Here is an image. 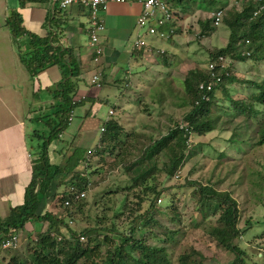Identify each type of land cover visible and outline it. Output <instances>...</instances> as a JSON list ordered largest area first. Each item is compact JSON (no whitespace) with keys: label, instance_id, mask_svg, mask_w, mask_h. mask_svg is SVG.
<instances>
[{"label":"trees","instance_id":"1","mask_svg":"<svg viewBox=\"0 0 264 264\" xmlns=\"http://www.w3.org/2000/svg\"><path fill=\"white\" fill-rule=\"evenodd\" d=\"M45 1L22 0V3ZM170 1L172 8H178L185 4L187 0ZM202 1L208 2L210 0ZM243 1L245 4L240 6L241 10L239 11L234 6L230 9H225L221 23L223 28H211L209 21L202 23L206 31L201 30L200 36L211 37L214 34H218L219 30V33L227 32L228 37L220 47H203V50L210 54V61L215 62L213 70L209 69L208 64L205 67L197 64L192 69L187 70L183 79H180L183 92V99L182 95L179 99L180 104H184L183 107L187 106V110L181 117L183 127H181L180 122L174 121L170 125L171 120L169 121V126L165 127V134L156 140L149 138L141 148H138L134 142L130 140L126 142L128 136H126L127 139L125 141L120 140L122 128L116 120L105 121L103 123L105 132L100 133V135H104L108 140H104L102 137L100 139V150L98 149V153L101 155L97 151H93L89 156L84 157L83 155V157L78 159V161L82 160L83 166L81 167V164L76 165L74 167L76 169L75 174H73L72 169L65 176L61 175L60 168L57 166L55 175L61 182L55 187L65 186L66 189L52 194L50 187H52L54 172L51 173L48 163L49 145L55 140L56 142L58 141V134L67 126V118L71 117L70 115L73 114L75 108L80 105L81 107L86 105L84 102L87 97L81 98L78 94L80 65L74 56L73 47L57 46L58 41L51 38V35L47 37V40H43L44 37L35 36L24 28L21 14L18 12L12 13L6 19L5 27L11 38L17 41V44L27 38V47L29 48L24 53L20 50V55H22L20 62L29 75L56 67V65L62 69L60 72L58 71L61 80L56 83L55 95L53 94L54 100H59L57 103H53V108H57V111L54 112L55 116H60L59 125L54 123V126H52L51 123L55 121L47 115L38 116V118L34 117L38 122L47 118L45 125H47L49 132L43 131L42 135L37 134L40 138L38 143L35 142L36 145H34L33 152H35L39 142L42 141L38 147L41 150L39 155L37 154L36 156L33 152L29 153L31 157V173L23 188L21 202L10 208L5 217H0V248L3 241L12 237H16L19 240V245L21 237L23 239L22 231L25 225L31 221L45 223L46 229L41 230L35 237L34 245L36 250L32 249V253L29 252L28 247V251L24 254L18 250L12 252L18 247L5 250L10 258L8 264H171L167 259L165 249L145 245L142 235L138 233L139 230L150 229L152 231V226H159L160 224L156 217L167 211L156 203L161 193L155 187L140 189L146 178L148 179L159 170L166 179H173L176 172L181 171L183 168L184 159L194 154L190 149L195 144L194 137H205L208 133L215 131L219 120H221V123L227 122V119L223 118L225 115L217 112L218 107H221L219 101L222 97H217L215 91L226 93L227 90H230V83L235 79V70L233 65H224L223 63L230 60L246 61V55L241 53L243 49L251 50L250 60L255 62L264 61V0L260 3V6L263 7L262 9L251 0ZM56 3L57 6L53 14L52 23L57 29L56 35L60 36L64 31L63 19L71 15L70 12H67V9L71 7H77L82 11V14L87 16L86 30L88 29L90 19L88 7L72 4L63 8L60 7L58 0H56ZM256 11L257 14H255ZM170 28L167 26V30ZM173 32L178 33V29H173ZM186 34L189 33L186 32ZM176 35H170L167 41L171 42ZM196 39H198L197 45H200V38L196 36ZM246 41H249V45L245 44ZM25 53L31 54L30 57L24 58L26 60L30 58L29 61L23 59ZM158 54L161 55L162 59L167 56L166 52ZM220 56L227 60H219L218 57ZM165 62H167L166 59ZM211 74H213L214 79ZM257 77L260 76L250 77L249 81H247L248 85L245 87L239 85L236 91L238 98L234 99H238V111L236 110V112L248 117L247 122H249V119L253 121V124H249L252 126L253 133L251 135L257 136L255 146L260 147L264 145V78L262 81L257 82L260 79ZM216 78L220 79L218 83H215ZM211 80L215 83L213 90L210 93L201 92L199 85ZM104 84L105 80L101 79L100 85L103 87ZM115 84H117V81ZM89 87H95V85H89ZM203 94L207 95V100L202 98ZM75 99L78 100L74 101ZM89 100L92 102L99 101L100 103L108 102V98L103 99L98 95L91 97ZM39 108L38 112L42 110V106H39ZM113 109L115 110V108ZM67 112L69 115L65 119ZM25 115V119H32L30 107L26 110ZM63 123L64 125L62 126ZM164 124L161 122L157 126H163ZM152 129L154 128L152 127ZM36 132L34 131V135ZM236 135L238 136L239 134L236 133ZM88 141L89 139L86 140V142ZM103 142L107 143V148H105ZM229 142V147L234 148V151L240 152L243 150L242 144L245 142L237 143L236 147H233V141ZM118 144L119 147L121 146L120 148L118 147V153H120L118 157L126 154L131 156L135 152V157L128 161V165L118 163L119 158H115ZM222 154L231 161H238L246 156L235 159L224 153ZM108 155H114L110 162L105 159ZM249 160L251 162L255 160L258 167L264 168L261 160H259V157L256 158L255 154L251 155ZM91 162H95L94 166L99 169L98 172H94L95 174L102 171L101 169L108 170L114 166L126 170L128 174V178L122 177L120 180L119 174L108 175V180L111 181V184L107 186L109 184V181H107L105 185L107 190L95 188L90 193L94 205H97L95 210L88 206L90 201H86L87 199L84 198L79 202H73L69 197L74 191L79 193L83 190H88L91 182L89 176L86 175V169ZM159 164L160 166H158ZM69 175L70 177L67 178ZM260 177L261 184H264V176L260 174ZM117 183H119L120 188L118 186L117 194L113 198L114 188ZM187 183L194 185L193 187L199 197H206L208 204L203 202L196 210L202 216L201 222L209 225L207 234L214 239L218 249L223 251L220 258L227 260L223 264H264V247L263 242L260 240L261 233L264 232V216L253 220L244 214L247 210L248 202L239 203L234 198V196L242 197L235 190H231L236 184L230 182L225 189L221 190L216 183L210 181L207 185H202L198 181L186 179ZM61 184L63 185L60 186ZM70 189L73 190L70 191ZM48 192L51 194V196L49 195L50 197L47 194ZM148 192L151 193L150 196L147 195ZM262 192L264 191H259L258 194L261 196L259 199L264 203ZM66 201L69 202L68 206L65 205ZM48 203H51L50 207L52 203L56 205V209H52L51 214L46 208ZM41 204L44 207L43 212H39ZM85 210V218L81 215L80 217L83 219L76 217L79 212L83 213ZM125 210L127 211L125 212ZM171 212L172 221H175L177 213L175 211ZM209 214H217L218 216L208 219ZM201 222L196 225L200 227ZM69 223L73 224V227ZM257 227H262V231H259ZM249 232H252L250 238L247 235ZM173 235L179 236L180 232L175 230ZM81 237H84L83 242L80 241ZM136 252L139 253L138 258L132 255ZM259 254L260 256H258ZM193 256H197L198 259H192ZM202 256L201 252L191 248L189 253L181 254L178 257L176 264H209V262L204 263L202 261ZM259 258L260 260L257 261ZM0 264H2V261H0Z\"/></svg>","mask_w":264,"mask_h":264},{"label":"rangeland","instance_id":"2","mask_svg":"<svg viewBox=\"0 0 264 264\" xmlns=\"http://www.w3.org/2000/svg\"><path fill=\"white\" fill-rule=\"evenodd\" d=\"M198 2V0L193 1L194 4ZM204 2L205 1H202L200 3ZM217 5V3H211L210 9H214ZM0 12H2L1 9ZM196 17L198 19L199 26L202 18L200 16ZM48 24L50 25V22L41 25L40 30H37L38 27L33 25L30 32L35 36L44 37L43 40H47V37H50V33H52L51 31L47 34V32H49ZM51 27H54V25L51 24ZM220 27L223 28V26ZM70 32L71 31H69L68 34ZM193 32L195 33L196 31ZM140 33H142V31H140ZM217 33H219V31ZM219 34L221 35H218L219 37L217 38H215V34L209 38H207L208 36L200 37L199 41L204 47H209L210 45L214 46L213 44L221 45L220 42L222 41L224 34ZM184 35L186 37V41H188L187 44H189V46H194L196 48V52H190L189 55H183V52L185 51L183 44L181 47L180 58L177 57L176 53L173 56L172 65L174 66L170 72L171 74L167 73L170 71L168 68H165V71H162L161 74L160 72L153 71L154 69H152V71L146 73L144 76L142 75L143 77L140 80V85L139 82H136L133 79L130 81L117 80V84L115 85L112 80L110 81V79H106L107 82H105L103 87L100 85L99 87L88 88L87 84L92 85L89 78L79 87H82L78 93L80 97H87L86 100L84 99V104L86 105L84 107H81L80 105L75 108V117L73 122L68 127L65 126L60 134H58V142H56V140L54 141L56 143L54 144L52 150L54 157L50 160L49 156V168L51 173L54 172L53 181L51 183L53 188L50 187L51 194L66 189L65 186H62L63 184L60 185L62 187H55L61 182L57 175H55L57 166L60 168L61 175L65 176V174L71 172L72 169L73 174H75L76 169L74 167L80 164L81 167L83 166L82 160L78 161V159L83 157V155L84 157L91 155L93 151H97L98 153V149L100 150L99 142L101 137L104 140H108L104 137V135H100L99 133L100 119H104L106 117L110 120L117 119L118 125L122 128L120 140L125 141L127 139L126 136H128L126 142L130 140L134 142L138 148H141L146 143L145 140L149 137V134H152L155 138H158L159 134H164L166 132L165 127L167 125L169 126V121L172 120L178 123L182 120L181 117L183 116V112L187 110V106L183 107L184 104H180L179 99L181 98V95L183 99L180 79H183L188 68H192L197 64L203 65L209 63V54L203 50V46L197 45L198 39H196V35L195 39H193V36L190 33H184ZM58 37L59 36H57L56 39H58ZM27 43V38L24 39L23 42H19V44H17L15 39L11 38L4 26L3 16L1 14L0 148H4L6 150L3 155L6 160H8L6 163L8 168L11 164L10 157L13 155L17 156L15 163H17L16 168L19 169V176L21 178L28 173V169L24 164L25 153L31 154V152L34 151V145H36L35 142L38 143L40 138L37 134L42 135L43 131L49 132L47 125H45L47 118L40 122L27 120L25 119L26 115L24 110L27 107H30V112L32 113L31 117H33V119L34 117L38 118V116H49L55 121L51 123L52 126H54V123L59 125L60 119V116H55V113L53 112V103H57L59 101L58 99L54 100V89H56L55 85L58 77L55 70L60 72L62 69L56 65V67H51L50 69H45L42 72L29 75L20 62V58L22 56L20 55V50L24 53L25 50L29 48L27 47ZM129 44L130 43H128V45ZM82 49L86 50L84 48ZM152 54L155 56V53ZM190 55H197V59H193ZM27 56L30 57L31 54L25 53L23 59ZM157 57L159 58L161 55L157 54ZM149 59L152 61L154 58L150 57ZM24 60L29 61L30 58L28 60ZM262 62L264 63V61ZM177 65L180 66L179 70L177 69ZM233 67L235 70V81L233 80L230 83V90H227L226 93L219 91L216 95L217 97H222L219 101V105L221 107H218L217 112L218 114L225 115L223 118H226L227 122L221 123V120H219L215 131L208 133L205 137H194L193 140L195 141V144L190 148L194 154L191 157L188 156L184 159L183 168L181 169V173L178 175V178H173L171 180L166 179L164 174L159 170L148 179L146 178V181L140 189L142 190L145 187H155L156 190L161 193L159 196L161 202L159 200L156 202L167 211L156 217L160 225L151 227L153 233L150 229L139 230L138 233L142 235V240L145 245L165 249L167 259L171 264H176L178 257L181 254L189 253L191 248L201 252V255H203L202 261L204 263L209 262V264H223L227 261L224 258H220L223 251L218 249L214 239L207 234L209 225L208 223L201 222L202 216L196 210L203 202L208 204L206 197H199L197 191L193 187L194 185L189 183L186 184V179L189 181H198L202 185H207L210 181L216 183L221 190L225 189L230 182H233L236 186L232 187L231 190H235V192L242 195V197L234 196V198L237 199L239 203L248 202L247 210L244 214L251 217L253 220H257L259 217L264 216V203L261 199H259L261 196L258 194L259 191H264V184H261L260 181V174L264 176V168L261 169L258 167L255 160H253V162L249 160V157L255 154L256 158L259 157V160H261L264 165V145L260 147L255 146L257 136L251 135L253 133L251 129L252 126L249 125L253 124V121L249 119L250 123L247 122L248 117L236 112V110L238 111V99H234L238 98V96L234 97V95H237L235 93L238 90L237 87H239V85L241 87L247 86V81H249V78L253 77V75L260 76V79H258L257 82L262 81L264 78V65L237 62ZM151 68H153V66L149 65L142 70L149 71ZM110 71L106 73L107 76L112 75L113 72L111 71L110 73ZM84 73L87 74L88 71L86 70ZM85 76L87 77V75ZM171 76H173L172 79L170 78ZM116 79H119V76H117ZM97 89L99 90L98 93H96ZM37 91L39 92L38 94ZM96 95L102 97L103 99L108 98V102H101L98 111L91 113L92 109L91 112L88 110L92 107L91 104L95 101L92 102L89 99H91V97H95ZM78 99H75L74 101ZM39 106H43V109L40 112H38ZM95 106L98 105L96 104ZM113 108H115V110ZM109 110H113L114 114L111 116L108 115ZM68 115L69 113L67 112L65 114L66 117L64 118L66 119ZM21 117L23 122L28 125V131L25 130ZM161 122L165 124L163 126L160 125L157 129V125ZM171 124L172 122H170V125ZM63 125L64 123L62 126ZM151 126L157 130L156 133H150V130H152ZM34 131H37L35 135ZM91 132L92 134H90V138L92 139L83 144L82 135L85 136ZM236 133L239 135L237 136ZM22 137H25L27 141L24 144ZM88 139L89 137L87 136L86 140ZM229 141L234 142L233 147H236L237 143L241 144L242 142H245L242 144L243 150L240 152L234 151V148L229 147ZM41 142H39V145ZM103 145L107 148L106 142H103ZM38 147H36L35 152H33L36 156L41 152ZM118 147L119 144L117 146V150L121 146L119 148ZM222 153L235 159H238L241 156H246L244 159L231 161L228 160V158ZM119 154L120 153L116 152L115 156H119ZM125 157L130 159L134 158L135 152L131 156L126 154ZM125 157H120L118 163H124L125 160L126 163H128V160ZM95 164V162L89 163L86 169V175L89 176L90 182H92V185L96 188L107 190L105 187L107 181H109L107 186L111 184V181L108 180V175L119 174V180L122 177L127 178L123 172L124 169L121 170L120 168V172H114L112 174L108 173V170L110 169L106 170L100 168L102 171L95 174L99 171V169L94 166ZM1 166L4 167V165ZM158 166H160V164ZM115 167L118 166H114L113 169H115ZM69 177L70 175L67 176V178ZM262 193L264 195V192ZM47 194L48 196H51L50 192ZM116 194L117 191L113 193V196H116ZM147 195L150 196L151 193L148 192ZM90 200L91 201L88 203V206H91V208L95 210L97 205H94L91 197ZM50 204L51 203H48V207H46L49 213L52 209H56V205L54 203H52L51 207ZM43 211L44 207L43 204H41L39 212ZM126 211L127 210H125V212ZM171 211H175L177 213L175 221H172L173 216H171ZM5 213L6 205L4 206V204H0V217H4ZM78 214L79 215H76V217L83 219L86 216V210L83 213L79 212ZM80 215L83 218H81ZM217 216V214H209L208 219L216 218ZM200 222L202 224L199 227L197 225L200 224ZM125 224L127 225V223ZM70 225L73 227V224ZM262 227L257 228L259 231H262ZM45 229V223H35L33 221H31L30 224L27 223L22 231L23 239L21 237L20 243L17 246L18 248H13L17 249L12 252H16L18 250L24 254L28 251V249L30 253H32L33 250L35 251V237L41 232V230ZM175 230L180 232L179 236L173 235ZM247 235L250 238L252 236V232H249ZM260 240L263 242L264 247V232L261 233ZM132 255L135 258H138L139 254L136 252ZM258 256H260V254ZM9 259L10 258L7 253L3 251L0 257L2 264H8L10 261ZM192 259H198V257L193 256ZM259 260L260 258L257 259V261Z\"/></svg>","mask_w":264,"mask_h":264},{"label":"crops","instance_id":"3","mask_svg":"<svg viewBox=\"0 0 264 264\" xmlns=\"http://www.w3.org/2000/svg\"><path fill=\"white\" fill-rule=\"evenodd\" d=\"M124 2H117L116 0H107V7L104 10L100 11V18H102L106 31L101 35L100 46L103 49V54L101 57V65L98 67L101 70V77L100 79L112 80L114 85L117 80H135L139 82L142 77L152 71L161 72L165 71V68L170 70L167 72L168 74L172 71L174 65H172V59L174 58V54L176 53L177 57L180 58L181 54V47L184 44L185 51L183 55H189L190 52H196V48L193 46H189L187 44L185 35L180 36L183 34V31L180 29L179 35H176L170 42H159V47L165 49L167 56L165 58H158L154 57V55L147 54V53H137L133 51V40L134 36L136 35V28H135V20L136 16L140 13V6L134 2L133 0H123ZM56 0H46L45 2H24L22 0H0V15L3 16V23L5 26V21L10 15L14 12H18L21 14L23 20V26L26 30H32V26L36 25L38 27L37 30L41 29V25L45 23H49V34L52 35L51 38L56 39L58 35H56L57 29L51 27L53 23V14L56 8ZM67 12H70L71 15L67 16L63 19L64 24V31L60 34L58 39L57 46H70L74 48V56L77 59L80 65V75H79V87L84 84L85 80L90 78L92 70L94 68L93 64L90 62V49H88V35H87V21L88 18L85 14H82V11L79 10L77 7H71L67 9ZM51 20V21H50ZM206 31V28H203ZM71 31L69 34L68 32ZM223 39L220 42L221 45L224 44L226 41L225 33H223ZM221 34H216L215 37H219ZM227 35V34H226ZM133 36V40H132ZM160 41V40H158ZM128 43H130L128 45ZM158 43V42H157ZM82 48L86 49L83 50ZM155 53V52H154ZM193 59H197V55H190ZM150 57L154 58L150 61ZM165 59L167 62H165ZM187 59V58H186ZM200 59V58H199ZM198 59V60H199ZM180 60V59H179ZM83 63V64H82ZM149 65L153 66L149 71L142 70L143 68L148 67ZM137 67V68H136ZM179 65H177V69L179 70ZM193 68V67H192ZM192 68H188L192 69ZM88 73H84L85 71ZM112 71V75L107 76L106 73L108 71ZM186 70V73H187ZM110 71V73H111ZM58 75V70H55ZM127 74V76H126ZM171 74V73H170ZM173 74V73H172ZM87 75V77L85 76ZM143 75V76H142ZM119 76V79H116ZM127 77V78H126ZM149 77V76H145ZM173 76L170 78L172 79ZM137 79V80H136ZM178 79V78H177ZM61 80L60 75L57 77V82ZM56 82V83H57ZM129 85V84H128ZM56 86V85H55ZM88 88L89 85L87 84ZM82 88V87H81ZM79 88L78 91L81 89ZM86 88V87H85ZM98 89L97 92L98 93ZM236 93V92H235ZM237 94V93H236ZM97 96V95H96ZM95 101L94 103H96ZM98 106H95V105ZM95 105L89 108V112L94 113L98 111L100 102L98 101ZM38 109H40L38 107ZM43 109V106H42ZM28 107L24 110L26 113ZM56 110V109H55ZM54 112V108H53ZM86 115V111H85ZM21 121L25 126V130L28 131V125L23 122L22 117ZM31 121L36 122V120L31 119ZM101 123V119L99 120ZM30 128V127H29ZM92 134V133H91ZM82 143H86V137L90 138V133L87 135H82ZM23 144L26 143L25 137H22ZM58 142V141H57ZM56 143V142H55ZM49 147V156L50 160L54 157L53 156V147L54 144ZM23 148V147H22ZM4 148H0V204L6 205V213L4 217L8 214L9 209L13 206L18 205L22 200V193L23 188L25 187V183L28 180L30 173H31V157L29 154L25 153L24 157V164L28 169V173L24 177H20V171L16 168V155L10 157L11 164L8 168L6 158L4 157V153L6 150ZM14 161V162H13ZM1 165H4L2 167ZM7 166V167H6Z\"/></svg>","mask_w":264,"mask_h":264},{"label":"clouds","instance_id":"4","mask_svg":"<svg viewBox=\"0 0 264 264\" xmlns=\"http://www.w3.org/2000/svg\"><path fill=\"white\" fill-rule=\"evenodd\" d=\"M199 2L198 3H193V1L192 0H188V1H186V3L185 4H183L182 6H180V7H178V8H172V3H171V5H170V11H173L174 12V17H173V19H172V21L171 22H169L164 28H163V32H165V33H167L168 34V36H170V33H169V31H171L172 30V34L171 35H176V34H178L179 33V31H180V29L183 31V34L182 35H184V33H186V32H188V33H190L192 36H193V39H195V35L197 36V37H202V36H200V33H201V30L203 31V27H204V25H202V23H204L205 21H209L210 22V27L212 28V27H214V28H217V29H220L221 27L220 26H222L221 25V23H222V21H223V14L225 13V9H230V8H232L233 6L234 7H236V9L239 11V10H241L240 9V6H242V5H244L245 4V2L243 1V0H210V1H205L204 3H200V2H202V1H200V0H198ZM252 2H254V3H256V4H258V6H259V8L260 9H262L263 7L262 6H260V3L262 2V1H260V2H258V1H256V0H251ZM120 2H124L123 0H121ZM225 2V3H224ZM211 3H217L218 5L214 8V9H210V6H211ZM222 3H224V4H222ZM225 4H227V5H225ZM107 7V6H106ZM104 9H106V8H103L102 10H104ZM255 14H257V11H256V13ZM196 16H200L201 18H202V21L199 23V26H198V19H197V17ZM216 17H219L220 18V20H219V23L216 25L215 24V19H216ZM172 24H174V26H172ZM167 26L168 27H171L169 30H167ZM173 29H178V33H175V32H173ZM87 31V30H86ZM105 31H106V28H105V30H104V32L103 33H105ZM193 31H196L195 33L193 32ZM219 31V30H218ZM103 33H101L100 34V40H101V35L103 34ZM225 33V37H226V40H227V37H228V33L227 32H224ZM194 34V35H193ZM227 34V35H226ZM88 35V34H87ZM182 35H180V36H182ZM210 36H208L207 38H209ZM135 38V37H134ZM169 38V37H168ZM167 38V39H168ZM167 39H158V38H152V39H149V42L153 45V48L150 50V51H135L134 49H133V51H135V52H137V53H147V54H151V53H154L155 52V56L154 57H157V54L158 53H160V54H164L166 51H165V49H163V48H161V47H159V42H168L167 41ZM158 40H160V41H158ZM134 41V40H133ZM158 42V43H157ZM88 43H89V38H88ZM245 44L246 45H249V41H246L245 42ZM210 45V44H209ZM215 47H220V46H222V45H216V44H213ZM87 46H88V49H90L91 50V48L89 47V44H87ZM200 46H203L202 45V43L200 42ZM210 46H212V45H210ZM98 47H100L101 48V54L99 55V61H98V63H94L93 62V56H94V54H93V52H92V50L90 51V62H91V64H93V66H94V68H93V70H92V73H91V75H90V78H91V76L95 73V72H98L99 71V73H101V70H99V66L101 65V57H102V54H103V49H102V47L100 46V41H99V43H98ZM204 47V46H203ZM206 48H209V47H206ZM159 51H162V52H159ZM241 53L242 54H245L246 56V58H247V60L246 61H242V62H246V63H250V64H252V63H254V64H259V65H264V63L260 60V61H257V62H255V61H253V60H250L249 59V57L251 56V50H249V49H246V50H244L243 49V51H241ZM209 56H210V54H209ZM218 59L219 60H222V61H226L227 59L226 58H224V57H222V56H220V57H218ZM237 62H240V61H236V60H230V61H227L226 63H223L224 65H233V66H235V63H237ZM214 64H215V62H211L210 61V59H209V63H208V67H209V69L210 70H213L214 69ZM202 65V64H201ZM210 65H213V68H210ZM203 67H205V66H207V64H203L202 65ZM212 75V78L214 79V76H213V74H211ZM254 76V75H253ZM255 76H257V75H255ZM100 77H101V74H100ZM257 78H259V77H257ZM220 81V79L219 78H216L215 79V83H218ZM100 83H101V79H100ZM215 83H213V80H211V81H209V82H207V83H201L200 85H199V89L201 90V92H205V90H203V89H201V85H206V84H211L212 85V88H211V90L210 91H208L207 93H210L212 90H213V88H214V85H215ZM219 91H215V95H217V93H218ZM183 93V92H182ZM181 93V94H182ZM206 93V92H205ZM204 95V94H203ZM235 96H237V95H234V97ZM233 97V98H234ZM202 98H203V96H202ZM96 103H93V104H91L92 106L93 105H95ZM55 111H57V110H55L54 109V112ZM90 111V110H89ZM109 111H112V113L110 114L109 113ZM108 111V115H113L114 114V111L113 110H109ZM185 113V111L183 112V114ZM71 117H69V118H67V127L69 126V125H71V123L73 122V119H74V117H75V115H74V112H73V114L72 115H70ZM32 119H33V117H32ZM110 119L108 118V117H106V118H104V119H101V123H100V127H99V133H103V132H105V127H104V125H103V123L105 122V121H109ZM111 121V120H110ZM114 121V120H113ZM116 121H117V119H116ZM176 122V121H175ZM180 122V125H182L181 127H183V123H182V120L181 121H179ZM118 123V122H117ZM172 123H173V121H172ZM160 127V125L159 126H157V129ZM157 132V130L154 128V129H152V130H150V133H156ZM165 134V133H164ZM163 134H159L158 135V138H160L161 136H162ZM149 137H147V139L145 140V142L146 141H148V139L149 138H152L153 140H156V139H158V138H155V136H153L152 134H149L148 135ZM59 137V136H58ZM53 145V143L52 144H50L49 145V147H51ZM49 149V148H48ZM117 153H118V150L116 151ZM63 153H64V151H63ZM109 157H107L106 159H107V161L108 162H110L111 160H112V158L114 157V155H108ZM120 157H122V156H120ZM120 157H118V156H115V158H120ZM125 157V156H124ZM128 161L129 160H131L130 158H127V157H125ZM122 165H128L127 163H126V160L124 161V163H122ZM121 170H123L122 168H121ZM118 173V172H120L119 171V167H115V169H113V167H112V169H110V170H108V173L109 174H112V173ZM124 173H125V175L127 176L128 174H127V172H126V170H124L123 171ZM181 173V171H177L176 172V174L174 175V178L176 179V178H178V175ZM127 178H128V176H127ZM132 182V181H131ZM56 185V184H55ZM54 185V186H55ZM118 186H119V183H117L116 185H115V188H114V190L115 191H117L118 190ZM53 187V186H52ZM96 187H94L93 185H92V182H91V184L88 186V190L86 191V190H83V191H81V192H79V193H76L75 191L69 196L70 198H71V201H73V202H79L80 200H82V199H87L86 201H91L90 200V193L95 189ZM119 188H120V186H119ZM73 189H70V191H72ZM81 194L83 195V196H81ZM68 197V198H69ZM75 197H78L77 199H75ZM115 196H113V198H114ZM157 200H159L160 202H161V199L159 198V196H158V198H157ZM156 200V201H157ZM157 203V202H156ZM65 205H69V202L68 201H66L65 202ZM28 224H30V222L28 223ZM26 226V225H25ZM9 240V239H8ZM80 241H84V237H81L80 238ZM6 241H3V243H2V246H3V244L5 243ZM18 242H19V240H18ZM18 242H17V244H16V246L15 247H17L18 246ZM1 246V248H0V257H1V253L3 252V251H5V250H7V249H9V248H15V247H9V248H6V249H3V247ZM138 253V252H137ZM139 254V253H138Z\"/></svg>","mask_w":264,"mask_h":264},{"label":"built area","instance_id":"5","mask_svg":"<svg viewBox=\"0 0 264 264\" xmlns=\"http://www.w3.org/2000/svg\"><path fill=\"white\" fill-rule=\"evenodd\" d=\"M60 7H68L72 4H80L84 7H88L90 19L88 22L87 34L89 38V47L91 48L94 56L93 62L96 64L99 61V55L101 54V48L98 47L100 41V34L104 32L105 25L100 20V11L107 6V0H58ZM120 2L121 0H116ZM140 6V13L136 16L135 28L136 35L134 36L133 49L135 51H150L153 45L149 42V39H167L169 36L163 32V28L172 21L174 12L170 11V0H133ZM258 2L262 0H256ZM220 18L216 17L215 24L219 23ZM142 31V33H140ZM170 35L172 30L169 31ZM162 52V51H159ZM213 68V65H210ZM100 74L99 71L95 72L91 78V84L95 87L100 86ZM201 89L208 92L211 90L212 85H201ZM203 98L207 100V95L204 94ZM111 114L112 111H109ZM81 196H83L81 194ZM78 197H75L77 199ZM18 242L16 237H12L3 244V249L9 247H15Z\"/></svg>","mask_w":264,"mask_h":264}]
</instances>
